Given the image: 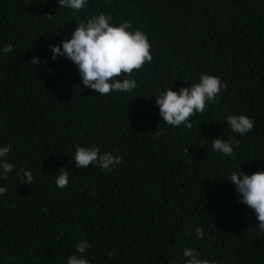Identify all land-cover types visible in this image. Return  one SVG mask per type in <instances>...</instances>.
I'll return each instance as SVG.
<instances>
[{
	"label": "trees",
	"instance_id": "trees-1",
	"mask_svg": "<svg viewBox=\"0 0 264 264\" xmlns=\"http://www.w3.org/2000/svg\"><path fill=\"white\" fill-rule=\"evenodd\" d=\"M100 12L149 38L153 61L134 70L131 92L84 89L70 60L51 59L49 45ZM8 44L0 147L11 144L8 162L35 182L23 184L16 170L0 180V264H67L82 239L89 264H186L185 247L214 264H264V232L227 181L240 168L264 171V0H88L79 12L57 0H0V49ZM201 73L227 84L220 102L193 117L191 131L163 123L155 96L190 88ZM233 114L254 129L232 133ZM230 137L240 142L234 158L212 150V139ZM92 144L123 162L111 172L76 168L75 147ZM61 167L70 174L63 190Z\"/></svg>",
	"mask_w": 264,
	"mask_h": 264
},
{
	"label": "clouds",
	"instance_id": "clouds-1",
	"mask_svg": "<svg viewBox=\"0 0 264 264\" xmlns=\"http://www.w3.org/2000/svg\"><path fill=\"white\" fill-rule=\"evenodd\" d=\"M59 8H66L79 12L87 6L88 0H57ZM45 18L52 19L49 14ZM110 14L100 12L86 18L76 24L75 31L71 33V39H64L59 44L49 45L53 61L58 56L70 60L78 69L81 85L84 89H90L99 95H112L114 92L128 93L138 87L137 80L133 77L134 70L140 71L144 65L153 61L151 44L146 33L133 30L131 21H122L113 24ZM12 44L0 49L4 54L12 52ZM47 61H45L46 63ZM31 67L36 73V67L41 63L38 57L31 58ZM50 72V70H49ZM227 84L216 75L201 73L199 82L191 84V87H182L178 91L172 88L165 89L155 96V104L159 107V115L163 123L170 127H180L192 130V118L203 115L209 103L218 104ZM227 125L232 133L244 136L254 129L255 122L246 115H229ZM162 133L156 132L159 139ZM212 150L224 156H235L234 147L239 146V140L230 137L227 141L222 138L211 140ZM12 151V145L0 147V180L6 181L16 166L8 162V155ZM185 156L188 148L184 149ZM74 163L76 168L87 169L90 165L98 166L102 171L111 172L123 162L122 155H114L112 152H102L95 144L90 147L77 145L75 147ZM16 175L23 184H33L35 177L30 169L19 168ZM69 172L61 167L56 176V186L63 190L69 184ZM227 181L235 186L236 192L241 197L240 203L251 210L258 221V229L264 232V171H256L251 175L242 172L241 168L232 171ZM7 193V187H0V195ZM197 239L204 237L201 227L195 228ZM91 247L86 240H80L76 245V252L67 257V264H89L84 254ZM183 257L186 264H214V262L201 258V254L195 249L185 247ZM115 255L109 253V259ZM15 256L8 257L14 262Z\"/></svg>",
	"mask_w": 264,
	"mask_h": 264
}]
</instances>
